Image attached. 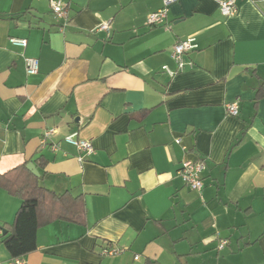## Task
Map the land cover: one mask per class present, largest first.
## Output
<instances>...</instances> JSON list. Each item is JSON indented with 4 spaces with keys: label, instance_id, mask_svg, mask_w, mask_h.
I'll use <instances>...</instances> for the list:
<instances>
[{
    "label": "crops",
    "instance_id": "1",
    "mask_svg": "<svg viewBox=\"0 0 264 264\" xmlns=\"http://www.w3.org/2000/svg\"><path fill=\"white\" fill-rule=\"evenodd\" d=\"M62 1L67 19L50 0H0V174L34 162L85 209L83 223L41 226L24 264H264V0H237L232 16L176 0L157 26L164 0ZM75 130L94 146L82 161L65 140ZM187 160L206 163L201 192L179 174ZM22 201L0 183V264H18L1 225Z\"/></svg>",
    "mask_w": 264,
    "mask_h": 264
},
{
    "label": "trees",
    "instance_id": "2",
    "mask_svg": "<svg viewBox=\"0 0 264 264\" xmlns=\"http://www.w3.org/2000/svg\"><path fill=\"white\" fill-rule=\"evenodd\" d=\"M27 164L28 161L0 174V183L5 189L23 200L14 222L1 225L3 229H7L6 234L1 235V241L13 258L37 249L38 230L50 219L60 218L80 224L84 222L85 216L83 204L77 197L57 193L43 186L40 183L41 177L32 173ZM65 203L71 206L68 207Z\"/></svg>",
    "mask_w": 264,
    "mask_h": 264
},
{
    "label": "built area",
    "instance_id": "3",
    "mask_svg": "<svg viewBox=\"0 0 264 264\" xmlns=\"http://www.w3.org/2000/svg\"><path fill=\"white\" fill-rule=\"evenodd\" d=\"M176 0H164V6L157 11L151 12L148 15L149 25H160L167 17L168 5ZM220 11L225 16H232L237 12V0H218ZM52 10L59 16L63 18H68V8L67 3L62 0H50ZM109 22L102 23L99 26L100 30H109ZM11 43L26 47L28 45V39L23 37L11 36ZM196 47V39L194 36H188L186 38L179 39L173 50V58L178 64V70H183L186 67V61L184 54ZM26 69L29 74H36L39 71V61L35 57H26ZM164 69L170 75H173L175 71L170 69L168 66H164ZM228 112L233 115H237L239 112V107L237 102H231L227 105ZM54 130L47 131V135H50ZM65 140L71 144H74L83 155L79 156L82 161L84 155H90L94 152V146L91 142L83 140L79 137L78 131H71L65 136ZM177 142H181V139H177ZM59 148L58 144L53 143L52 149L57 150ZM206 163L204 160H187L183 162L179 169V174L183 177L184 181L192 188L199 192L203 190V171L206 169ZM1 233V230H0ZM227 240L224 239L220 243V248H223L227 244ZM124 249L118 247H106L103 249L102 254L107 256H114L122 253ZM140 256L136 255V259ZM14 261L18 264H24L22 256L14 257Z\"/></svg>",
    "mask_w": 264,
    "mask_h": 264
},
{
    "label": "water",
    "instance_id": "4",
    "mask_svg": "<svg viewBox=\"0 0 264 264\" xmlns=\"http://www.w3.org/2000/svg\"><path fill=\"white\" fill-rule=\"evenodd\" d=\"M27 168L34 173L36 176H41V173L39 172L38 168L36 167V165L34 164V162H29L27 164ZM7 230L3 231V234H6Z\"/></svg>",
    "mask_w": 264,
    "mask_h": 264
}]
</instances>
